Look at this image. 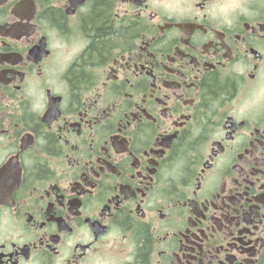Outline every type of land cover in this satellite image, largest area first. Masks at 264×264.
<instances>
[{
  "label": "flooded vegetation",
  "instance_id": "obj_1",
  "mask_svg": "<svg viewBox=\"0 0 264 264\" xmlns=\"http://www.w3.org/2000/svg\"><path fill=\"white\" fill-rule=\"evenodd\" d=\"M0 264H264V0H0Z\"/></svg>",
  "mask_w": 264,
  "mask_h": 264
}]
</instances>
